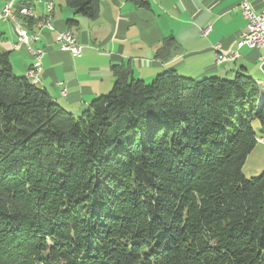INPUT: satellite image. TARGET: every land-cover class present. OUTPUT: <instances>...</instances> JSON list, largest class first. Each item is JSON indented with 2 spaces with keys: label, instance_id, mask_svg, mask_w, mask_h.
<instances>
[{
  "label": "trees",
  "instance_id": "16d2710c",
  "mask_svg": "<svg viewBox=\"0 0 264 264\" xmlns=\"http://www.w3.org/2000/svg\"><path fill=\"white\" fill-rule=\"evenodd\" d=\"M65 1L99 17L100 0ZM112 73L76 115L0 53V264H264V171L242 169L261 85Z\"/></svg>",
  "mask_w": 264,
  "mask_h": 264
},
{
  "label": "crops",
  "instance_id": "0c3cea01",
  "mask_svg": "<svg viewBox=\"0 0 264 264\" xmlns=\"http://www.w3.org/2000/svg\"><path fill=\"white\" fill-rule=\"evenodd\" d=\"M8 1L15 8L12 19L16 24L0 20V53H8L14 72L26 76L33 57L17 32L19 25L29 24L30 32L40 36L32 46L44 50L37 85L76 115L111 90L114 64L128 66L134 78L145 82L169 69L193 79L215 75L233 78L244 72L264 89V47L244 45L236 60L216 61L221 50L238 49L237 41L245 30L240 0H145L147 6L133 0H100L95 20L77 14L65 0H53L52 30L40 29L34 21L35 15L45 13L46 0H0V11ZM249 1L257 13H264V0ZM21 4L32 7L28 16L34 19L19 16ZM73 19L78 24L70 27L67 20ZM206 28L209 30L204 33ZM63 30H70L77 38L79 53L60 50L56 38ZM170 39L168 52L158 54Z\"/></svg>",
  "mask_w": 264,
  "mask_h": 264
},
{
  "label": "built area",
  "instance_id": "2783aa9c",
  "mask_svg": "<svg viewBox=\"0 0 264 264\" xmlns=\"http://www.w3.org/2000/svg\"><path fill=\"white\" fill-rule=\"evenodd\" d=\"M241 13L245 19V30L240 34L239 40L237 41L236 50H221V56L216 57L217 63H222L224 61H233L234 57H239V48L247 45L251 48H262L264 47V13H257L249 0H240ZM45 13L41 16L35 15V22L37 26L42 29L47 27L48 29H54L52 23V14L54 11L53 0H46L44 3ZM0 20L3 21H13L10 3L6 2L0 11ZM18 24V23H17ZM19 25V24H18ZM206 28L203 32H208ZM18 37L21 44L25 45L29 53L33 57V63L38 65V72H29L32 77L35 78V83L39 81V74L42 72V57L44 55V50L42 48L32 46V42L39 40L40 36L38 32H30L28 25H19ZM56 43L59 44V48L62 51H68L72 54H77L81 51V45L74 35H68L63 31L59 32ZM17 44H14L16 47ZM219 47V46H218Z\"/></svg>",
  "mask_w": 264,
  "mask_h": 264
},
{
  "label": "rangeland",
  "instance_id": "374dc122",
  "mask_svg": "<svg viewBox=\"0 0 264 264\" xmlns=\"http://www.w3.org/2000/svg\"><path fill=\"white\" fill-rule=\"evenodd\" d=\"M37 1H39V0H35L36 3H37ZM19 16H22L25 19H27V18L34 19L31 16H25V15H21V14H19ZM34 21H35V19H34ZM26 74H27V72L25 73V75ZM135 79H138V78H135ZM146 82L149 83L150 80H148ZM80 113L81 112H79V114ZM252 125H253L254 130L257 133V136L259 137L258 138L259 140H258L255 148L248 155V157L245 161V164L243 165V168H242L243 173L247 178L251 177V176H258L264 171V132L261 131V125H260V122L258 119H254L252 121ZM261 137H263V140L260 139Z\"/></svg>",
  "mask_w": 264,
  "mask_h": 264
},
{
  "label": "bare ground",
  "instance_id": "6f19581e",
  "mask_svg": "<svg viewBox=\"0 0 264 264\" xmlns=\"http://www.w3.org/2000/svg\"><path fill=\"white\" fill-rule=\"evenodd\" d=\"M10 3V10H11V15H12V18L14 17V13H15V8L13 6V3L12 2H9ZM31 9L32 7L30 6H22V7H18L17 11L20 13V14H23V15H30L31 14ZM64 32L68 35H74L70 30H64ZM218 49H220V47H218ZM221 56V51L219 52V54L217 55V57H220ZM238 57H234L233 60H236ZM29 72H38V65L36 63H33V65L31 66V68L27 71V74H26V77L29 78L30 81L32 82H35V78L32 77L31 73Z\"/></svg>",
  "mask_w": 264,
  "mask_h": 264
}]
</instances>
